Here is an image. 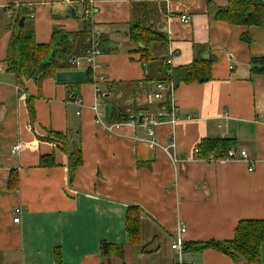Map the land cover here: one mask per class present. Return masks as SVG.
<instances>
[{
    "label": "crops",
    "instance_id": "0c3cea01",
    "mask_svg": "<svg viewBox=\"0 0 264 264\" xmlns=\"http://www.w3.org/2000/svg\"><path fill=\"white\" fill-rule=\"evenodd\" d=\"M142 1L157 8L152 26L165 36L151 43L146 60L139 49L143 45L130 36L140 1L98 0L94 23L103 53L90 74L93 81H88L89 61L81 58L79 65L57 70L40 91L34 79L19 86L7 69L11 31L5 7L29 8L37 40L47 43L55 27L68 32L87 28L86 6L65 0H0V264H173L171 241L179 222L186 225L185 242L195 245L231 240L241 220L264 219V74L251 70V60L264 57V28L217 20L207 0ZM182 13L191 21L182 23ZM197 57L214 60L212 78L186 83L173 77L179 120L155 128L160 144L174 139L177 163L149 143L146 128L121 124L110 131L96 121L97 101L108 123L122 121L117 110L129 117L156 111L160 102L148 95L164 76L163 68L170 74ZM52 132L67 136L68 151L46 138ZM222 137L235 138L238 151L248 152L252 171L245 159L209 162L195 155L203 138ZM15 145L20 150L13 154ZM73 147L81 148L83 160L70 181ZM46 155H54V166L40 164ZM130 206L140 209L144 222L136 244L126 228ZM18 207L21 219L14 222ZM103 242L118 246V252L103 257ZM183 259L245 264L242 258L196 246Z\"/></svg>",
    "mask_w": 264,
    "mask_h": 264
},
{
    "label": "trees",
    "instance_id": "16d2710c",
    "mask_svg": "<svg viewBox=\"0 0 264 264\" xmlns=\"http://www.w3.org/2000/svg\"><path fill=\"white\" fill-rule=\"evenodd\" d=\"M75 1V0H74ZM137 7L141 10L137 21L131 22L130 36L136 43H141L139 49L144 53L143 57H148L146 52L150 49L153 41L159 40L164 34L153 29V17L156 14V7L149 1L139 0ZM209 12L215 19L234 25L256 26L264 28V0H228L227 6H218L212 0H207ZM11 11L10 23L7 25L11 31L10 40L7 47L6 63L8 71L15 74L19 86L22 87L24 80L34 79L41 91L43 82L54 76L56 71L61 68L70 67V58L81 56L88 45L89 33L84 27L77 32H68L62 28L55 27L51 40L47 43H41L37 40L34 20L31 18L32 12L25 6H7L5 11ZM24 17L23 26L19 25L20 19ZM248 43L252 42L251 35L243 36ZM162 60V59H161ZM212 58L197 57L192 63L186 66H179L172 70L164 69V76L159 81L169 82L173 77H178L186 83L205 82L212 78ZM252 72L264 74V57L253 58ZM88 81L92 82L91 70L88 68ZM149 78V77H148ZM31 118L35 117V108L33 98L28 100ZM118 120H126L133 116H124L120 110H117ZM115 116V109L111 111ZM122 115L124 117H122ZM53 137L49 138L55 143V137L61 138L63 150L68 151L67 136L52 132ZM51 135V136H52ZM55 136V137H54ZM199 148V157L207 158L209 154L216 157L224 155L230 148H237L238 141L235 138H203L197 146ZM83 157L81 148L73 147L68 154L69 180L74 177L75 171L82 163ZM42 166H54L56 164L54 155L42 156L40 160ZM13 174L9 180L12 185ZM144 222L141 219L140 209L136 206H130L127 212L126 228L132 244L139 243L143 234ZM264 244V219H244L241 220L236 228L235 236L231 240L217 241L209 240L196 243L195 245L185 242V252L196 246L198 249L214 248L233 259L242 258L245 264H261V246ZM118 246L103 242L100 250L101 255L113 256L118 252ZM55 255H59L55 252Z\"/></svg>",
    "mask_w": 264,
    "mask_h": 264
},
{
    "label": "built area",
    "instance_id": "2783aa9c",
    "mask_svg": "<svg viewBox=\"0 0 264 264\" xmlns=\"http://www.w3.org/2000/svg\"><path fill=\"white\" fill-rule=\"evenodd\" d=\"M69 3H77V4H85L86 9L84 12V16L87 21V29L89 33L88 45L84 50V53L78 57L70 58L69 62L71 64H80L81 58H86L90 65L91 72L96 70L99 67V58L103 53L102 49V41L101 35L99 31L95 27L94 23V6L98 0H65ZM8 14H11V11L8 10ZM179 19L182 23H188L191 21V16L187 13H182L179 15ZM168 64H170L171 57L167 60ZM175 85L172 81H157L155 83V90L149 94V99L151 101H159L160 107L154 112H145L140 115H135L132 118H128L126 120H122L117 123H108L104 120L102 113L99 110L98 101L93 105V110L96 113V121L105 126L108 130L113 131L115 126L117 125H129V126H142L147 129L148 134L150 135L149 143L152 146H160L163 151L167 154V156L173 161V163H177L179 158L176 154V143L174 139H171L168 143L160 144L155 138V128L164 123L175 124L179 120L178 112L179 108L174 102L173 99V90ZM100 97V95H99ZM18 150H20V145H15L12 149V153L15 154ZM195 155L199 157V148H195ZM200 158V157H199ZM237 159H245L249 161V170L252 171L254 169V162L250 159L249 154L245 150L238 151L237 148H230L224 155L220 157H216L214 154H209L205 160L212 162L215 160H237ZM22 208L18 207L14 211V222H19L21 219ZM186 225L183 222H179L176 232L171 241V248L176 253V259L173 264H192L190 262H186L183 259L185 254V239L184 235L186 232Z\"/></svg>",
    "mask_w": 264,
    "mask_h": 264
},
{
    "label": "rangeland",
    "instance_id": "374dc122",
    "mask_svg": "<svg viewBox=\"0 0 264 264\" xmlns=\"http://www.w3.org/2000/svg\"><path fill=\"white\" fill-rule=\"evenodd\" d=\"M153 27V26H152ZM53 136V135H52ZM55 137V136H54ZM56 139H55V143H57V144H63V142H62V140H61V138H58V137H55Z\"/></svg>",
    "mask_w": 264,
    "mask_h": 264
},
{
    "label": "water",
    "instance_id": "95a60500",
    "mask_svg": "<svg viewBox=\"0 0 264 264\" xmlns=\"http://www.w3.org/2000/svg\"><path fill=\"white\" fill-rule=\"evenodd\" d=\"M24 20H25L24 17H22V18L20 19V22H19V25H20V26H23V24H24ZM263 67H264V66H263Z\"/></svg>",
    "mask_w": 264,
    "mask_h": 264
}]
</instances>
